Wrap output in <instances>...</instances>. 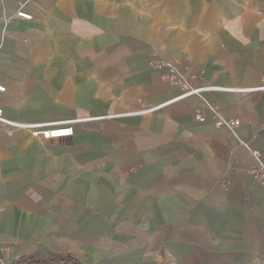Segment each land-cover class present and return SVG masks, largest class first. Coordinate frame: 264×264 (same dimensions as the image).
I'll use <instances>...</instances> for the list:
<instances>
[{"label":"crops","instance_id":"crops-1","mask_svg":"<svg viewBox=\"0 0 264 264\" xmlns=\"http://www.w3.org/2000/svg\"><path fill=\"white\" fill-rule=\"evenodd\" d=\"M20 3L32 19L0 23L4 116L85 122L50 141L0 122V264H264V184L248 173L251 149L264 160V91L171 102L181 90L152 66L259 88L264 0H0V13ZM209 104L240 125L215 127Z\"/></svg>","mask_w":264,"mask_h":264},{"label":"built area","instance_id":"built-area-1","mask_svg":"<svg viewBox=\"0 0 264 264\" xmlns=\"http://www.w3.org/2000/svg\"><path fill=\"white\" fill-rule=\"evenodd\" d=\"M4 3V0H1ZM15 18L31 20L32 15L25 11V3H20L17 10L13 14H7L5 10L0 13V23L6 27ZM152 66L157 70L164 71V79L170 85L178 87L181 90L179 96L171 100V102L189 98L191 96H201L207 99L206 94L218 90H233V91H264V77L262 78V85L255 89H227L214 85L197 84V76L188 73L187 67L180 61H165L159 60L152 63ZM0 92H5V87L0 83ZM162 106H154L149 108H142L135 114H145L158 110ZM210 110L214 113L215 127H226L235 129L240 125L239 119L226 118L221 115L218 109L209 104ZM194 118L198 122H205L206 116L202 112H195ZM84 120H74L63 124H27L10 120L4 116V111L0 108V122L7 126V134L12 135L16 130H28L36 138L43 141H50L54 139H61L73 135V124L82 122ZM242 145L247 146L244 142ZM251 153L255 159V164L248 169V173L264 184V160L259 150L251 149Z\"/></svg>","mask_w":264,"mask_h":264},{"label":"trees","instance_id":"trees-1","mask_svg":"<svg viewBox=\"0 0 264 264\" xmlns=\"http://www.w3.org/2000/svg\"><path fill=\"white\" fill-rule=\"evenodd\" d=\"M52 260H58V261H64L66 264H77V261L74 258H71L70 256H56ZM35 260L33 258H25L20 261H18L17 264H23V263H33Z\"/></svg>","mask_w":264,"mask_h":264},{"label":"rangeland","instance_id":"rangeland-1","mask_svg":"<svg viewBox=\"0 0 264 264\" xmlns=\"http://www.w3.org/2000/svg\"><path fill=\"white\" fill-rule=\"evenodd\" d=\"M71 122V121H70ZM82 122H85V120L84 121H82ZM87 122V121H86Z\"/></svg>","mask_w":264,"mask_h":264}]
</instances>
